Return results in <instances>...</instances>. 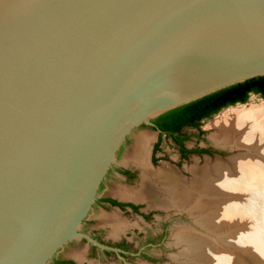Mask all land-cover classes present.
Returning a JSON list of instances; mask_svg holds the SVG:
<instances>
[{"label": "water", "instance_id": "water-1", "mask_svg": "<svg viewBox=\"0 0 264 264\" xmlns=\"http://www.w3.org/2000/svg\"><path fill=\"white\" fill-rule=\"evenodd\" d=\"M262 75L264 0H0V264L126 261L82 228L128 136Z\"/></svg>", "mask_w": 264, "mask_h": 264}, {"label": "bare ground", "instance_id": "bare-ground-1", "mask_svg": "<svg viewBox=\"0 0 264 264\" xmlns=\"http://www.w3.org/2000/svg\"><path fill=\"white\" fill-rule=\"evenodd\" d=\"M214 123L221 128L213 135L214 141L228 148L243 146L248 151L227 162L203 166L195 163L190 167L193 176L187 179L173 167L154 169L147 158L149 137L142 135L134 157L143 169L141 188L137 194L126 192L120 197L185 211L202 228L197 232L190 224L175 227V244L183 247L176 264H184L182 259H187V264H264L250 261L249 249L239 251L241 242L246 248L252 243L254 254L264 259V104L235 109ZM242 218L247 220L243 222ZM240 223H244L242 229L251 230H244L241 238L237 236L238 229H232V225ZM113 224L115 234L125 227L120 221ZM226 229L231 233L237 230V235L234 232L223 237ZM225 246L230 247L226 248L229 252L220 248Z\"/></svg>", "mask_w": 264, "mask_h": 264}, {"label": "rangeland", "instance_id": "rangeland-1", "mask_svg": "<svg viewBox=\"0 0 264 264\" xmlns=\"http://www.w3.org/2000/svg\"><path fill=\"white\" fill-rule=\"evenodd\" d=\"M262 104H264L263 97L257 94H251L249 100L244 104L239 103L222 109L214 116L202 121L201 127L204 129V138H199L194 135L187 141V145L189 147H197L199 145H215L216 147H219L220 144L214 141L213 135L220 132L221 128L215 126L214 122L231 114L235 109L251 108L252 106ZM197 132L198 131L195 130V133ZM142 135H147L149 137V154L147 158L154 169H159V167H173L176 168L185 178L187 177V179L192 178L193 173L190 171V167L195 165V163L198 166H203L206 163L212 165L216 161L221 160V162H227L231 157L241 153L245 154L248 150L243 146L228 145L230 148H226L223 151L214 150L212 155L203 156L194 153L189 155L186 159L181 160L178 147L168 139H164L161 145V150L157 153L158 161L153 162L151 160V149L154 140L157 138V132L146 123H142L135 128L124 142L118 152L114 167L110 169L101 186L99 198L93 205L87 219L84 221L83 228L108 241L116 242L121 241L122 239L127 240L132 249V254L129 258L133 262L132 264H176L177 258L179 257L178 254L180 252L182 254L183 247L182 245L175 244V227L177 225L180 226L181 224H183V226H188V224H190L197 230V232L202 230V228L195 223L194 219L189 216V213L185 211L178 212L173 208L167 210L166 208L156 207L148 200H136L137 203L140 204L143 212H133L131 210L122 211L115 207H105L100 202V200L106 196L121 198L120 196L122 193L137 194L140 190L143 169L137 162H135L136 160H134V157L135 152L138 149L139 138ZM218 155H220L222 159L217 158ZM125 167L134 169L138 173L134 181H126L119 174L118 169ZM243 220V222H245L247 219ZM119 221L123 222L125 227L121 229L118 234H115V232H113V223L116 224ZM227 222L231 223V221ZM250 223H252V221H250ZM239 225H232V229H238V231L236 230L238 235L236 231H233L232 233L235 232V236L237 235L241 238L248 229H242L244 223H240ZM247 232H251V230H248ZM232 233L230 229H226L225 233H223V237H230V234ZM240 233L241 235H239ZM217 236H222V233L221 235L220 233H217ZM240 244L239 251L244 252L246 249L250 250H248V254L250 255L249 258L251 259L250 261H253L254 263H264V259L260 254H254L255 250L253 248L255 247L252 243L249 244L247 248L245 247L246 244L244 242H241ZM220 248L229 252V249L226 248L230 247L225 246ZM239 251H236L235 254H239ZM143 253L145 254L144 256ZM261 253L264 254L263 252ZM61 257H68L72 260L71 263L66 264H129L125 263L123 259L118 258L114 254H109L101 249H94L89 242L83 239H75L67 243L49 264H58L56 261ZM182 260L185 261L182 262L180 259L182 263L187 264V259Z\"/></svg>", "mask_w": 264, "mask_h": 264}, {"label": "flooded vegetation", "instance_id": "flooded-vegetation-1", "mask_svg": "<svg viewBox=\"0 0 264 264\" xmlns=\"http://www.w3.org/2000/svg\"><path fill=\"white\" fill-rule=\"evenodd\" d=\"M258 95V94H257ZM161 116H158L156 118L153 119L154 125H149L154 131L157 132V138L154 140L153 144H152V149H151V160L153 162H157V153L161 150V145L162 142L164 141V139H168L170 142L174 143L177 147H178V151H179V157L181 160L186 159L189 155L194 154V153H198L199 155H212L214 152V150H218V151H223L224 149H220L218 147H216L215 145L211 146V145H199L197 147H189L187 145V141L192 138L194 135H196L197 137H203L204 138V129L200 126H195L191 123L185 124L184 121L180 120L177 121L175 123H172L171 119L168 118H163ZM168 122V123H166ZM161 123H166L169 124L170 126L174 125V127L169 128V132H172V134H170L169 132L166 131H162L159 126ZM195 130H197L198 132L195 133ZM119 174L124 178V180L126 181H134L137 177V172L134 169L131 168H119L118 169ZM111 200H116L118 202L124 203L126 205H118V204H113V202ZM141 201V200H140ZM100 202L106 207V206H110V207H115V208H119L122 211H126V210H131L133 212H143V210H141V206L140 204L137 203L136 200L134 199H129V198H117V197H113V196H106L104 198H102L100 200ZM133 205H137L138 209L135 210ZM83 231L88 232L86 229L82 228ZM90 233V232H89ZM92 236H94L95 238H97L98 240L110 244L112 246H115L117 248L120 249L119 253L126 259L125 263H129L132 264L133 262L129 259L131 254H132V249L131 246L128 244L127 240L122 239L121 241H108L103 239L102 237L92 234L90 233ZM86 240V239H83ZM87 241V240H86ZM88 242V241H87ZM90 243V242H89ZM92 245V247L94 249H101L100 247L90 243ZM103 250V249H101ZM104 252H107L109 254H114L115 256H117L118 258L119 255L117 252L112 251V250H103ZM145 254L143 253V256ZM128 259V260H127ZM72 260L68 257H61L59 259H57L56 263L58 264H66V263H71Z\"/></svg>", "mask_w": 264, "mask_h": 264}, {"label": "trees", "instance_id": "trees-1", "mask_svg": "<svg viewBox=\"0 0 264 264\" xmlns=\"http://www.w3.org/2000/svg\"><path fill=\"white\" fill-rule=\"evenodd\" d=\"M251 94H258L264 98V75L222 88L189 103L168 110L159 116L171 119L172 123L182 120L185 124L192 122L191 124L200 126L204 119L214 116L222 109L237 103L247 102ZM166 123H161L159 128L162 131L167 130L166 132H169V128L174 127V125L170 126L169 124L171 123ZM169 133L172 134V132ZM111 201L113 204L126 205L116 200ZM133 206L135 210L138 209L137 205Z\"/></svg>", "mask_w": 264, "mask_h": 264}]
</instances>
